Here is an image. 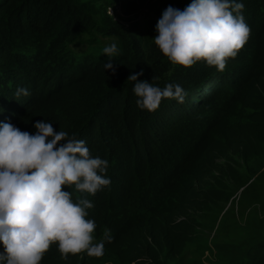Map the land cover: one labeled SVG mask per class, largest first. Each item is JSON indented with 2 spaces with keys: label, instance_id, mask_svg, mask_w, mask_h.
<instances>
[{
  "label": "trees",
  "instance_id": "trees-1",
  "mask_svg": "<svg viewBox=\"0 0 264 264\" xmlns=\"http://www.w3.org/2000/svg\"><path fill=\"white\" fill-rule=\"evenodd\" d=\"M116 2L0 0V121L30 134L49 121L109 162L110 184L94 195L65 186L73 200L92 202L95 240L110 230L103 255L62 259L53 242L39 264H177L200 214L264 171V0H241L249 37L223 71L203 60L174 65L153 41L156 23L138 31L114 20L103 5ZM157 3L155 22L190 0ZM109 58L114 72L103 67ZM130 73L179 84L184 102L138 108ZM18 87L30 95H15ZM242 241L244 251L217 245V264H264V228L258 241Z\"/></svg>",
  "mask_w": 264,
  "mask_h": 264
},
{
  "label": "clouds",
  "instance_id": "clouds-1",
  "mask_svg": "<svg viewBox=\"0 0 264 264\" xmlns=\"http://www.w3.org/2000/svg\"><path fill=\"white\" fill-rule=\"evenodd\" d=\"M243 8L241 0H190L182 10L168 5L156 21L153 41L174 65L189 67L203 60L223 71L226 60L234 58L249 37ZM116 52L115 42L102 49L107 57ZM112 61L107 59L104 69L114 72ZM140 74L127 77L135 81L132 92L138 108L154 111L162 99L184 102L187 92L179 84L161 88L138 80ZM21 94L30 92L18 87L15 95ZM33 127L36 131L30 134L0 121V264H39L53 242L62 259L81 252L103 255L105 242L112 240L110 230L105 228L95 240L96 224L86 211L92 202L73 200L65 186L94 195L110 184L105 175L108 160L90 155L85 141L54 131L49 121H35Z\"/></svg>",
  "mask_w": 264,
  "mask_h": 264
},
{
  "label": "rangeland",
  "instance_id": "rangeland-1",
  "mask_svg": "<svg viewBox=\"0 0 264 264\" xmlns=\"http://www.w3.org/2000/svg\"><path fill=\"white\" fill-rule=\"evenodd\" d=\"M157 4V0H117L113 6L104 3L103 7L114 20L131 23L140 31L150 22L156 23ZM256 175L240 186L228 202L212 204L200 214L197 233L176 258L177 264H217L221 253L217 245L237 246L244 251L242 237L259 240L264 228V171ZM234 187L231 185V191Z\"/></svg>",
  "mask_w": 264,
  "mask_h": 264
}]
</instances>
